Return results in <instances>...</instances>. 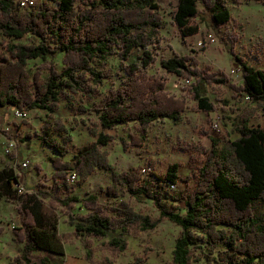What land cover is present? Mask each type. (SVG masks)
Returning <instances> with one entry per match:
<instances>
[{
  "label": "trees",
  "instance_id": "16d2710c",
  "mask_svg": "<svg viewBox=\"0 0 264 264\" xmlns=\"http://www.w3.org/2000/svg\"><path fill=\"white\" fill-rule=\"evenodd\" d=\"M159 8L156 0H44L36 8L21 9L14 0H0V32L4 36L33 34L40 39L37 44L0 43V108L41 109L52 116L65 100L79 113L93 111L97 115L89 128L95 140L75 155L78 179L74 183L68 180L72 163L64 159L73 135L61 118L44 124L46 131L53 129L60 138L49 133L39 137L42 145L57 154L49 156L55 167L54 188L36 189V194L43 199L50 196L67 207L77 234L103 238L118 232L110 245L125 250V235L155 228L168 218L181 226L171 264H191L199 248H207V257L216 264H264V217L258 214L259 206H264V126L251 125L254 108L240 114L237 138L212 137V147L202 163L185 178L194 179V187L180 195L173 194L180 179L179 163L170 165L165 174L142 172L140 167L119 171L103 149L114 139L105 129L136 123L140 134H132L131 140L122 138L124 148L129 149L142 144L154 121L183 117L185 100L170 95L165 81L145 71L156 61L148 46L156 41L153 32L163 24ZM197 18L220 27L231 22L233 15L227 0H178L174 21L184 36L198 33L200 25L192 24ZM135 48L144 49L141 62L129 61ZM231 52L243 76L240 86L231 87L264 111V68L256 67L233 48ZM58 53L63 54L60 70L47 62L49 55ZM111 55L120 58L124 74L118 77V86L103 92L104 82L113 79V73L103 66ZM37 58L44 62L31 71L29 61ZM161 64L188 81L195 78L190 89L198 107L207 113L216 109L203 93V85L226 84V74L218 76L199 68L194 56L169 57ZM97 169L111 171V182L101 186L100 193H88L80 199L74 193L76 188ZM6 173V169L0 170V184L17 181L13 171L9 177ZM55 189L64 190L66 195L61 197ZM126 193L137 200H152L160 217L136 210ZM36 194L32 197L37 198ZM99 194L105 195V202ZM3 195L0 191V200ZM79 202L88 212L74 215L73 208ZM36 205L25 219V227L20 228L25 231L21 256L4 264H47L54 255H65V235L59 231L55 206L45 207L40 201ZM16 235L20 241V233ZM92 254L88 250L86 256L94 264ZM138 261L149 264L142 258Z\"/></svg>",
  "mask_w": 264,
  "mask_h": 264
},
{
  "label": "rangeland",
  "instance_id": "374dc122",
  "mask_svg": "<svg viewBox=\"0 0 264 264\" xmlns=\"http://www.w3.org/2000/svg\"><path fill=\"white\" fill-rule=\"evenodd\" d=\"M14 1L17 5L18 0ZM42 1L44 0H39V4ZM156 1L160 5L159 12L162 15L163 24L161 28L153 32L157 38L156 41L148 46L156 56V61L145 71L165 81L166 90L170 95L185 100L183 117L178 121L169 118L154 121L147 133L143 135L142 144L133 145L129 149L124 148L122 138L131 140L132 134H140L136 123L105 129L104 132L112 134L114 139L103 149L108 152L111 163L119 171L140 167L142 172H145L143 168H146L165 174L170 165L179 163L180 179L178 188L173 194L180 195L194 187L195 180L186 181L185 178L202 163L205 152L212 147V137L226 140L239 136L237 123L244 110L254 108L255 114L251 125L264 126L262 107L251 103L246 95L236 92L230 85L240 86L243 83L241 67L234 60L232 48L234 52L256 67L264 68V1L227 0L233 15L231 22L220 27H213L201 21V18H197L192 21V24L200 25L198 33L187 36H184L174 21L178 0ZM2 42L37 44L40 39L33 34H27L22 38H11L0 32V43ZM143 54L144 49L135 48L129 61L141 62ZM174 56H194L199 68L217 72L218 76L226 74L228 78L226 84L203 85V93L215 104L214 111L207 113L198 107L190 89L191 83L196 82L195 78L188 81L162 66V59ZM62 59L63 54L58 53L49 55L47 62L53 63L60 70ZM43 62L42 58L32 59L29 61V68L34 71ZM120 64L121 60L116 55H111L103 64L113 73V79L105 81L101 87L103 92L111 86L120 84L118 77L124 74ZM43 72L47 77L48 71ZM78 100L77 98V103ZM24 111L26 115L18 117L14 108H0V170H7L6 177H9L12 171L18 176L17 181L12 179L7 186L0 184V191L4 194L0 200V228L2 229L0 264L21 256L25 231L20 228L25 227V219L29 217L30 210L37 207L36 204L39 201L45 203V207L51 204L55 206L59 231L65 235V255H54L47 264H92L86 256L88 250L93 253L94 264H139V258L149 264H171L181 226L170 219L163 218L155 228L138 229L133 234L125 235L124 238L128 241L127 248L116 250L110 245V240L118 236V232H110L103 238L77 234L67 207L61 202L52 201L50 196L43 199L42 195L36 194V189L52 191L54 188L55 167L49 156L57 152L42 145L39 137L47 133L58 138L60 135L53 129L46 131L45 122L61 118L73 135V141L64 159L71 161L72 168H75V155L81 148L95 140L89 132L90 123L98 118L95 112L79 113L77 109L69 108L65 100L52 116L41 109H25ZM23 139L26 141L23 142ZM11 141H15L14 146L10 145ZM23 162H28V166H23ZM111 180V171L97 169L88 180L76 188L74 193L83 199L88 193H100L101 186L108 185ZM19 186L27 191L21 193ZM54 191L61 197L66 195L64 190L55 189ZM35 194L37 198L32 197ZM99 197L101 201H106L104 194H99ZM125 198L136 210L152 218L160 217V210L152 200H137L128 193ZM182 206H184L183 203ZM87 212L82 202L77 203L73 208L74 215ZM258 214L264 217V206H259ZM17 232L20 233L19 239L22 242L16 239ZM208 254L207 248L196 249L195 259L191 264H216L207 257ZM33 256V262H35L37 254Z\"/></svg>",
  "mask_w": 264,
  "mask_h": 264
},
{
  "label": "built area",
  "instance_id": "2783aa9c",
  "mask_svg": "<svg viewBox=\"0 0 264 264\" xmlns=\"http://www.w3.org/2000/svg\"><path fill=\"white\" fill-rule=\"evenodd\" d=\"M17 5L21 9H33L39 5V0H18ZM14 110H15V113L18 117H24L26 115V111H24V110H21L19 108H14ZM216 126H217V124H216ZM14 144H15V141L10 142L11 146H14ZM22 165L28 166V162H23ZM143 170L144 171H150V169H146V168H143ZM77 179H78V173L75 170V168L70 169L68 172V180L71 183H74V182H76ZM171 187L176 188L175 185H172ZM19 191L21 193H23V192H26L27 190H25L23 187L19 186Z\"/></svg>",
  "mask_w": 264,
  "mask_h": 264
}]
</instances>
